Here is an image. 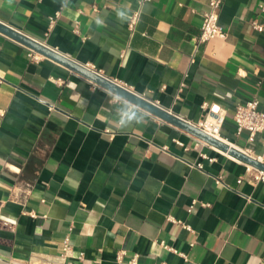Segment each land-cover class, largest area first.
<instances>
[{
  "label": "crops",
  "instance_id": "0c3cea01",
  "mask_svg": "<svg viewBox=\"0 0 264 264\" xmlns=\"http://www.w3.org/2000/svg\"><path fill=\"white\" fill-rule=\"evenodd\" d=\"M207 1L144 2L133 33L138 0H0V21L189 122L219 105L221 136L264 163V131L251 142L232 120L252 97L264 111V0H224L226 38L198 42ZM29 49L0 32V264H264L247 163Z\"/></svg>",
  "mask_w": 264,
  "mask_h": 264
},
{
  "label": "built area",
  "instance_id": "2783aa9c",
  "mask_svg": "<svg viewBox=\"0 0 264 264\" xmlns=\"http://www.w3.org/2000/svg\"><path fill=\"white\" fill-rule=\"evenodd\" d=\"M150 0H138V5L134 8L128 18L127 29L130 33H133L138 25L141 16V5L144 2ZM224 0H208L207 8L201 13V25L200 32L197 38L198 42H206L213 38L225 39L227 36V31L225 27H223L219 23V13L221 11ZM259 17L254 18L250 21L251 27L256 31L264 30V2L259 4ZM61 9H57L53 15L49 16L48 28L51 29L56 21V19L60 16ZM77 25H75V28ZM28 55L34 61H38L42 58V56L36 51L29 49ZM93 70V69H92ZM60 79H56L58 81ZM1 82V79H0ZM122 87L132 91L128 85L125 83L117 82ZM144 96V95H140ZM115 99H120L119 96H114ZM2 111H0V115ZM226 119V111L222 109L219 105L211 104L207 106L206 114L197 122L193 123L196 127L201 129L203 132L211 135L215 138H218L222 141L228 143L226 139L221 136V128ZM233 123L235 125L236 134H240L242 131H247L248 140L253 142L256 135L264 131V111L259 108V101L256 97L249 98L245 101L238 102L234 107V112L232 116ZM201 143H204L203 140L198 139ZM176 143L182 145L180 141L176 140ZM206 143V142H205ZM165 148V147H164ZM248 154L247 150H242ZM203 158H208V156L204 153L200 154ZM259 158V157H258ZM212 160V158H209ZM194 166L202 168L201 163H195ZM248 167V176L252 181H263L264 182V171L255 168L249 164ZM241 179H238L240 181ZM216 182H220V177L215 178ZM196 200H193L192 203L188 206L187 211L192 212ZM203 206H207L206 203H200ZM167 220L180 224L186 230L192 232L191 226L179 219H175L172 216H167ZM1 225L7 227L10 230L14 229V224L8 221H2ZM70 251V242L69 237L66 236L63 240V255H67ZM82 255V254H81ZM79 255V258L81 257ZM124 257V251L120 250L116 254V264H122ZM130 264H137V255H134L130 260Z\"/></svg>",
  "mask_w": 264,
  "mask_h": 264
},
{
  "label": "water",
  "instance_id": "95a60500",
  "mask_svg": "<svg viewBox=\"0 0 264 264\" xmlns=\"http://www.w3.org/2000/svg\"><path fill=\"white\" fill-rule=\"evenodd\" d=\"M0 32L23 43L24 45L28 46L34 51L62 63L63 65L67 66L73 71L79 73L80 75L96 83L97 85L110 90L114 94L147 110L148 112L160 117L161 119L166 120L174 124L175 126L188 131L189 133L195 135L204 142L216 147L220 151L228 154L229 156H232L244 163L250 164L253 167L264 171V163L261 162L259 159L252 157L251 155L245 153L244 151L235 147L234 145H230L225 141H222L218 138L208 135L207 133L203 132L201 129L196 127L192 122H189L188 120L178 116L177 114L168 111L167 109L154 103L150 99L146 97H142L137 93L122 87L121 85L109 79L108 77L86 67L82 63H79L67 57L66 55L56 51L55 49L45 45L44 43H41L40 41H37L36 39L29 37L28 35L22 33L17 29H14L13 27L1 21H0Z\"/></svg>",
  "mask_w": 264,
  "mask_h": 264
},
{
  "label": "bare ground",
  "instance_id": "6f19581e",
  "mask_svg": "<svg viewBox=\"0 0 264 264\" xmlns=\"http://www.w3.org/2000/svg\"><path fill=\"white\" fill-rule=\"evenodd\" d=\"M230 145H232L231 143H229Z\"/></svg>",
  "mask_w": 264,
  "mask_h": 264
}]
</instances>
